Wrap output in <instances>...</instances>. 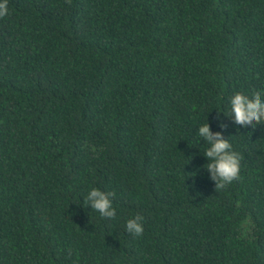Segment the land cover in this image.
Segmentation results:
<instances>
[{
	"label": "trees",
	"instance_id": "16d2710c",
	"mask_svg": "<svg viewBox=\"0 0 264 264\" xmlns=\"http://www.w3.org/2000/svg\"><path fill=\"white\" fill-rule=\"evenodd\" d=\"M8 9L0 264H264V123L230 116L236 93L264 92V0ZM207 122L242 157L224 189L203 167ZM94 187L115 193L114 219L85 203Z\"/></svg>",
	"mask_w": 264,
	"mask_h": 264
},
{
	"label": "clouds",
	"instance_id": "9594fccd",
	"mask_svg": "<svg viewBox=\"0 0 264 264\" xmlns=\"http://www.w3.org/2000/svg\"><path fill=\"white\" fill-rule=\"evenodd\" d=\"M71 3V0H66ZM8 0L0 2V18L8 14ZM264 92L255 91L249 97L243 93H236L231 97V115L237 125L253 128L257 124L264 123ZM226 115V114H225ZM229 116V115H228ZM221 127H227L221 125ZM198 135L207 141L209 147L203 153L210 163L204 165L211 172L212 179L216 181V188L224 189L233 181L239 179L241 155L232 150L229 139H225L221 132L213 133L207 123L199 127ZM114 192H105L99 188H92L85 198V203L99 212L103 218H115L116 209L113 207L112 197ZM144 217L137 214L134 218L127 220L126 231L134 236H141L144 232Z\"/></svg>",
	"mask_w": 264,
	"mask_h": 264
}]
</instances>
